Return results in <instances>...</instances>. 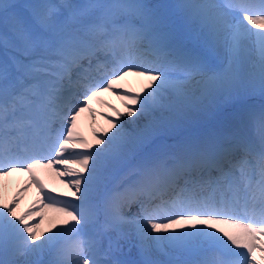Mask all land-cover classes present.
I'll return each instance as SVG.
<instances>
[{
    "label": "snow or ice",
    "instance_id": "obj_1",
    "mask_svg": "<svg viewBox=\"0 0 264 264\" xmlns=\"http://www.w3.org/2000/svg\"><path fill=\"white\" fill-rule=\"evenodd\" d=\"M129 76L144 78L141 91L120 83ZM105 92L127 111L102 101L116 130L96 133L94 148L77 122L95 119ZM255 95L264 98V0H0V264H264ZM230 108L226 124L156 145ZM54 165L64 199L37 173ZM17 172L30 181L8 199L4 180ZM33 184L36 200L18 212ZM44 208L64 218L41 229Z\"/></svg>",
    "mask_w": 264,
    "mask_h": 264
},
{
    "label": "bare ground",
    "instance_id": "obj_2",
    "mask_svg": "<svg viewBox=\"0 0 264 264\" xmlns=\"http://www.w3.org/2000/svg\"><path fill=\"white\" fill-rule=\"evenodd\" d=\"M120 83L124 85L125 89H135L136 91H141L146 81L142 77L129 76V77H126L125 80L121 81ZM112 94H113L112 98L100 97L98 100L93 101L92 105L94 103L102 104L103 103L102 101H108L109 103L114 104L116 108L120 110V112L126 113L127 109L125 107L123 100L120 98V96L116 92H112ZM253 97L249 98L248 101L252 100ZM262 103H264V100L262 101ZM231 110L233 109L230 108L229 111ZM99 111L101 112V114H96L95 119H93L92 116L86 115L87 111L84 113H81L80 117L78 118V122L79 121L83 122V126L82 127L80 126L81 128H79V131L81 132L82 135L87 136L88 141L93 144L94 148L96 147L95 141L98 138L96 133L101 132L103 134L104 132H107L108 135H111V132H114L116 130L111 127V121H110V118H117L116 111L113 108L108 107L107 104L100 107ZM105 113H107L108 115H105ZM134 119L135 117H128L126 115L120 116L118 118L119 122L123 123L125 129H128V130H130L134 126L132 124V121ZM139 123H143V119H141ZM208 123H211V121H208ZM109 129H111V131H108ZM164 137H161V138H164ZM156 145L163 146L164 143H162L161 141H158ZM71 157H72L71 160H73L74 156L72 155ZM55 167H58V166H55ZM41 170H43L44 173L46 174V179L52 185L53 189L56 190L55 192H58V193L61 192L62 194H64L69 191V188L66 187L67 180H66V183L56 181V178L53 175L54 173H56L54 168L52 170H49V169H41ZM25 177H26V174L20 173V172L13 173L11 176L6 177L4 180V187H3L4 196L10 199L26 183ZM72 191H75V189H72ZM32 204H33V196L31 192L26 191L23 193V199L21 200L17 211L23 212L25 209L30 208ZM43 215H45V218L43 219V222L41 223V229H47L54 221L64 218L61 213H58L54 209H49V208H47V210L45 211ZM37 220H39L38 217H37ZM258 254H261V253L259 252ZM129 256L130 255H127V257Z\"/></svg>",
    "mask_w": 264,
    "mask_h": 264
},
{
    "label": "rangeland",
    "instance_id": "obj_3",
    "mask_svg": "<svg viewBox=\"0 0 264 264\" xmlns=\"http://www.w3.org/2000/svg\"><path fill=\"white\" fill-rule=\"evenodd\" d=\"M10 3L23 4L29 2V0H8Z\"/></svg>",
    "mask_w": 264,
    "mask_h": 264
}]
</instances>
